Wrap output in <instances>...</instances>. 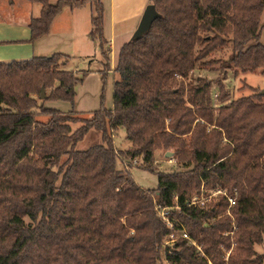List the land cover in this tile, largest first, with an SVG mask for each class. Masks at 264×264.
<instances>
[{"label":"trees","instance_id":"1","mask_svg":"<svg viewBox=\"0 0 264 264\" xmlns=\"http://www.w3.org/2000/svg\"><path fill=\"white\" fill-rule=\"evenodd\" d=\"M29 1L40 5L29 22L31 41L64 8L92 7L90 36L99 41L105 78L111 62L103 1ZM149 1L160 15L122 44L113 106L102 97L90 118L75 110V85L87 73L64 67V53L0 60V264H264L256 249L264 241V94L255 87L215 106L214 79H190L198 61L229 43L223 68L264 74V0ZM226 77L216 81L220 100L229 96ZM120 127L131 142L125 150L114 146ZM92 128L102 142L76 149ZM157 151H172L181 167L158 170ZM134 158L157 174L156 187L135 181ZM215 188L236 196L231 214L227 196L207 208L187 205ZM156 202L178 206L171 213L188 237L172 248Z\"/></svg>","mask_w":264,"mask_h":264},{"label":"rangeland","instance_id":"2","mask_svg":"<svg viewBox=\"0 0 264 264\" xmlns=\"http://www.w3.org/2000/svg\"><path fill=\"white\" fill-rule=\"evenodd\" d=\"M26 2V0H14L12 3L11 0H0V21L11 23L26 18V16H28ZM38 8L39 4L33 3V9L36 13H38ZM89 8H91L90 5H88L87 10H89ZM262 19L264 20V12ZM89 25H91L92 28V24L89 23ZM132 34L133 32L127 36L117 35L115 47L110 53L111 69L105 78H103L101 73V70L105 68V65L99 41H95L96 44L94 47H87V45H84L83 39L85 37V39L91 42V37L88 33H84V31L81 30L78 40L80 44L78 46L68 43L67 39L61 44L62 46L60 47L62 50H60V52L64 53L67 58L64 67L75 71L78 76H82L84 72L87 73L83 80L78 81L75 85V110L77 111L78 116L90 118L94 110L101 106L102 97L104 98V105L106 107L113 106V82L115 79L119 78V74L114 71L116 64L115 58L117 59L119 49L123 42L129 39ZM263 36L264 30L262 37ZM3 48L6 49V47ZM230 53L231 44L229 43L213 52L206 59L198 61L195 69L190 74V79H196L199 76L214 79L211 88V96L215 106L220 105L221 103H229L233 98L249 94L255 87L260 89L264 87V74L259 70L235 74L234 69L223 68L222 62L228 59ZM224 74L227 75L224 83L226 90L229 92V96L225 100H220L218 97L219 89L216 81L217 78H221ZM48 93L49 89L45 90V96ZM44 105L55 107L63 111H69L72 108L70 102L63 100H47L44 102ZM38 118L46 120L47 116L40 115ZM80 124V121L73 122L72 129H75ZM114 135V146L117 149L125 150L129 148L128 141L125 139V129L123 127H120ZM99 140H101L100 131L92 128L85 134L82 140L77 142L76 149H85L92 144L98 143ZM138 160L139 162L141 161L140 159ZM120 165L122 167V164ZM155 165L158 170H174L181 167L177 160L173 158V154L171 156H166V153L163 151H157ZM130 170L132 171L133 178L139 185L148 188L157 186L158 177L155 172H151L139 164L132 166ZM256 249L258 252H264V241L257 244Z\"/></svg>","mask_w":264,"mask_h":264},{"label":"crops","instance_id":"3","mask_svg":"<svg viewBox=\"0 0 264 264\" xmlns=\"http://www.w3.org/2000/svg\"><path fill=\"white\" fill-rule=\"evenodd\" d=\"M11 1L12 3L14 2V0ZM26 1L28 16L23 18V21L16 20L11 23L0 21V60L10 61L12 59L30 58L33 55H50L54 52H60V50H62L60 46H62L61 44L65 39H67L68 43L78 46L80 44L78 40L81 30L84 31V33H88L90 36L91 25H89V23H91L93 9L90 6L91 8L87 10L88 5H86L75 9L69 7L64 8L54 19L50 31L42 37L31 41L29 22L32 16L39 14L40 5L38 13H36L33 9L34 2L29 0ZM102 1L105 7L104 35L108 41L111 53L115 47L117 35L127 36L131 34V32H134L147 4L150 3V1ZM95 41L96 40L94 39L92 40V37L91 42L85 39V37L83 39L84 45H87L89 48L95 46ZM3 47H6V49ZM100 139L101 140H99L98 143L102 142L101 131ZM130 146L131 142L128 141V147Z\"/></svg>","mask_w":264,"mask_h":264},{"label":"built area","instance_id":"4","mask_svg":"<svg viewBox=\"0 0 264 264\" xmlns=\"http://www.w3.org/2000/svg\"><path fill=\"white\" fill-rule=\"evenodd\" d=\"M138 159L139 158H134L132 160V164L133 165L140 164ZM122 164L125 167H127L129 162L127 159L124 158V159H122ZM222 196L228 197L229 205L227 208V213L231 214L230 207L233 204H235L236 196L235 195H233V196L228 195L227 191L223 188L202 190L199 194H195L194 196H192L190 201L187 202V205H189L193 208H195V207L207 208L212 203L219 201L220 197H222ZM176 207H178V206H162L157 202L155 203V209H156L157 213L159 214L161 219L164 221L166 226L170 229V232H169V234L165 240V245H168L171 248L174 246V243L179 236L183 235L185 237H188L187 233H185L182 230L177 229L176 222H178V220L174 216H172V213H171V210H173ZM227 233L228 232H226V234ZM194 243L196 244L195 241H194ZM197 247L200 248L199 245H197ZM231 251H232V248H226L225 249L226 257L231 253Z\"/></svg>","mask_w":264,"mask_h":264},{"label":"water","instance_id":"5","mask_svg":"<svg viewBox=\"0 0 264 264\" xmlns=\"http://www.w3.org/2000/svg\"><path fill=\"white\" fill-rule=\"evenodd\" d=\"M160 15L158 10L156 9L155 5L153 3H148L141 18L140 21L134 30L131 39L139 38L141 37L145 32L149 30L151 27L153 21ZM261 94H264V87L260 90ZM41 97H45V90H42ZM173 154L172 151H167L166 156H171Z\"/></svg>","mask_w":264,"mask_h":264}]
</instances>
